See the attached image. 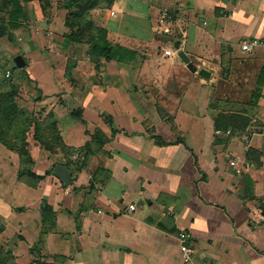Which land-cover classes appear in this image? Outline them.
Instances as JSON below:
<instances>
[{
    "label": "crops",
    "instance_id": "0c3cea01",
    "mask_svg": "<svg viewBox=\"0 0 264 264\" xmlns=\"http://www.w3.org/2000/svg\"><path fill=\"white\" fill-rule=\"evenodd\" d=\"M5 2L33 123L0 147V264H264V0Z\"/></svg>",
    "mask_w": 264,
    "mask_h": 264
},
{
    "label": "rangeland",
    "instance_id": "374dc122",
    "mask_svg": "<svg viewBox=\"0 0 264 264\" xmlns=\"http://www.w3.org/2000/svg\"><path fill=\"white\" fill-rule=\"evenodd\" d=\"M7 0H0V21L2 24H6L5 17L9 12V9L6 5ZM4 19V21H2ZM3 26V25H2ZM12 36L9 31H6L2 36H0V107L3 106V101L5 100L4 94H7L9 91L15 90L16 95L13 97V102L19 98V94L29 97V94H32L31 90L32 85L27 79V75L20 70H14L11 64H13V57L15 54L11 53L12 50L10 44H12ZM9 50V51H8ZM9 71L10 76L8 78L5 77V72ZM2 109L0 108V147H4V151L6 154H18L15 150H17L16 145L19 147H23L22 138V130L27 129L33 123L32 115L26 116L25 118H21L18 114L13 118L12 115L10 117L5 118L2 114ZM26 111V110H25ZM40 115L39 118H41ZM13 118V119H10ZM29 129V128H28ZM24 140L26 139V133L23 132ZM3 142L7 144H12L14 147V151L9 150L5 147ZM0 150H2L0 148ZM7 150V151H6ZM20 156V154H18ZM11 161V160H10ZM11 166V167H10ZM8 164L0 166V179H4L5 188L7 187V178H11L12 174H14L15 169H13L14 165ZM6 170L8 172H6ZM17 174L21 172V167L18 166ZM22 174V173H21ZM14 176V175H13ZM26 180V179H24Z\"/></svg>",
    "mask_w": 264,
    "mask_h": 264
},
{
    "label": "built area",
    "instance_id": "2783aa9c",
    "mask_svg": "<svg viewBox=\"0 0 264 264\" xmlns=\"http://www.w3.org/2000/svg\"><path fill=\"white\" fill-rule=\"evenodd\" d=\"M112 2H119L121 0H111ZM165 17L166 15L163 14ZM162 22V19L160 20ZM262 48L264 49V37H252V38H247L244 39L240 42L239 44V49L243 53H250L255 51L256 49ZM10 76V72L6 71L5 72V77L8 78ZM239 160L234 157L229 161V166L233 168L235 174H240L241 168L237 167ZM135 211V207L133 205H129L127 207V212L132 213ZM192 254V250L189 246L188 243V236L186 233L182 232L179 234V258L183 263H188L190 262V256ZM200 264H209L208 262H202Z\"/></svg>",
    "mask_w": 264,
    "mask_h": 264
},
{
    "label": "trees",
    "instance_id": "16d2710c",
    "mask_svg": "<svg viewBox=\"0 0 264 264\" xmlns=\"http://www.w3.org/2000/svg\"><path fill=\"white\" fill-rule=\"evenodd\" d=\"M11 2L13 1H16V0H10ZM43 1V0H42ZM15 13L13 12L12 13V16L9 17V25H12V21L14 19L13 15ZM4 21V19L2 20ZM3 22L0 21V36H2L6 31H8L6 29V26L7 24L4 26V24H2ZM3 25V26H2ZM93 37L89 38V43H92L93 41ZM16 95V91L15 90H12V91H9L7 94H4V97H5V100L3 101V106L0 107L2 109V114L5 115L4 117L5 118H8L10 117L9 115H12L13 118L19 114V111L17 109V106L15 105V103L12 101L13 100V97ZM73 115L77 116L74 112H72ZM13 118H10V119H13ZM3 144L5 145V147L9 150H12L14 151V147L12 146V144H7L6 142H3ZM17 150H15L18 154L22 155V151H21V148H19L17 145ZM33 178H35L36 180H39L40 177H37L33 174H30Z\"/></svg>",
    "mask_w": 264,
    "mask_h": 264
},
{
    "label": "water",
    "instance_id": "95a60500",
    "mask_svg": "<svg viewBox=\"0 0 264 264\" xmlns=\"http://www.w3.org/2000/svg\"><path fill=\"white\" fill-rule=\"evenodd\" d=\"M178 48V44H175V49ZM178 57L184 62L188 63V59L184 56L182 52H178ZM190 68V65H189ZM204 72H201V75H203ZM53 175L59 180V182L67 186L70 182L71 174L69 170L63 166V165H55L53 167Z\"/></svg>",
    "mask_w": 264,
    "mask_h": 264
}]
</instances>
